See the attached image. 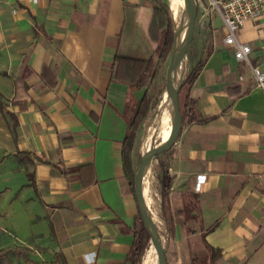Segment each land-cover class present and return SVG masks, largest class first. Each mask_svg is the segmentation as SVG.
I'll return each mask as SVG.
<instances>
[{
  "label": "crops",
  "instance_id": "obj_1",
  "mask_svg": "<svg viewBox=\"0 0 264 264\" xmlns=\"http://www.w3.org/2000/svg\"><path fill=\"white\" fill-rule=\"evenodd\" d=\"M163 14L152 0L0 4V98L19 122L14 141L0 109V130L11 141L9 149L0 144V179L22 178L1 185L0 192L17 195L16 204H33L31 238L66 264H130L139 208L124 175L122 150L147 90L113 80L111 70L116 56L158 62ZM205 22L200 53L189 68L211 36L213 52L190 89L202 121L184 123L158 163V171L163 162L172 177L168 263L208 262L206 233V241L223 250L216 264H264V92L250 65L225 44L221 16L212 9ZM237 37L251 47V65L264 73V19L246 22ZM26 64L29 98L13 102ZM232 89L242 96L232 97ZM90 164L94 174L88 169L82 176L85 183L93 175L96 181L84 188L80 167ZM28 172L34 173V186ZM204 176L198 192L196 182Z\"/></svg>",
  "mask_w": 264,
  "mask_h": 264
},
{
  "label": "trees",
  "instance_id": "obj_2",
  "mask_svg": "<svg viewBox=\"0 0 264 264\" xmlns=\"http://www.w3.org/2000/svg\"><path fill=\"white\" fill-rule=\"evenodd\" d=\"M155 4H157L160 9H162L164 13V39L162 46L160 47V51L158 53V62H155L154 58H149L148 60H138L133 57L126 56H116L113 61V67L111 70V78L115 81L128 84L137 89L145 88L146 94L139 101L138 105L135 108L133 116L128 125V132L124 139L123 143V171L124 175L127 179L128 185L130 187L131 192L134 194L136 198V188H135V178L136 171L133 166V150L134 145L137 139L138 133L141 131L144 123L146 122L150 112L153 109L154 98L149 95V88L153 85L156 79L159 76V67L161 63H165L171 57L174 40H175V28L173 24V20L171 18L170 7L164 0H152ZM213 52V46L211 41V36L206 39L202 55L197 62V64L191 69L187 70L185 80L180 87L179 91V100H180V111L182 115V127L184 123H191L195 121H202L198 115L197 111V101L191 98L190 89L193 86L194 82L198 78L200 72L205 66L207 59ZM27 69V64L24 66V70L16 79V93L13 98V102H17L20 99H28L29 95L26 91V87L24 85V75L23 72ZM162 73V72H161ZM243 93L235 92L233 89L230 90V95L232 97H240ZM158 105V104H157ZM0 109L7 121V124L10 128L14 141L18 139V128L19 122L17 116L6 109V105L0 98ZM20 109H26L25 104H20ZM181 127V129H182ZM20 155H28L27 152H18ZM90 169L92 174H94L93 165H86L80 167V180L82 181V185L84 188L89 187L93 183H95L96 178L93 175L90 183H85V176L83 175V170ZM27 176L29 178V182L34 186L35 176L34 173L28 172ZM157 179L160 185V210H161V218L164 220L165 225L168 230L169 238L170 234L173 230V217L170 211V201L169 195L171 192L172 185V177L170 175L168 166L163 162H160V172L157 175ZM137 199V198H136ZM134 231H135V245L129 256L130 264H142L143 259L146 255L147 250L152 245V238L150 233L147 231L143 219L141 217L140 211L138 216L135 219L134 223ZM205 245L209 254V261L206 260H194V264H216V262L222 258L223 250L221 248L214 247L210 245L206 241V233H204ZM14 249L19 253L20 256L25 257V261L27 263L32 264H59L57 260L53 262H37L31 260L29 257V252H31L30 248H22L20 246L8 248ZM7 251L4 249L0 250V257L6 256ZM58 257V254H56Z\"/></svg>",
  "mask_w": 264,
  "mask_h": 264
},
{
  "label": "rangeland",
  "instance_id": "obj_3",
  "mask_svg": "<svg viewBox=\"0 0 264 264\" xmlns=\"http://www.w3.org/2000/svg\"><path fill=\"white\" fill-rule=\"evenodd\" d=\"M164 1L170 7L171 18L173 20L174 28L176 29L175 27L176 19L173 17V13L171 11V1L174 2V0H164ZM175 1L178 4V6L181 7L180 8L181 17H179V21L181 22V18L183 15V9H184V5H183L184 3L182 0H175ZM196 1H197L196 34H195L194 41L189 47L188 52H187L188 64H189L187 67V70H189L190 66L193 63H195V60L197 59V56L200 53V49L202 45V41H201L202 32H203L202 29L203 27H205V24H206L205 21L209 17L210 11L213 9L211 2H206L205 0H196ZM177 37H179L178 33H177ZM169 59L165 63L160 64L159 76L156 79V81L153 83V85L149 88V91H148L149 95L154 98V103H153V109L150 112V115L148 116L139 134V136L141 135V139L139 140V143L137 144V146H139L140 149L142 148L141 142H142L143 136L148 135V133H150V130L153 129V124L157 117V113H158V111L156 110L158 106L157 104H159L161 100V96L165 90V78H166V72L168 68ZM171 75H172V72H171ZM167 122L168 121L162 124L163 127L159 126V128L156 131V134H155L156 137L154 136L156 140V145L161 142V138L165 134H167L168 131H170L171 129L167 126ZM0 144L2 145V148H5V149H9L11 147V141H9V137L7 133L2 132L1 130H0ZM154 146L155 145H152L151 147L147 148L145 151H141L138 159L136 160V170L135 171L138 170L141 164L142 154L145 152H148ZM162 157L163 156L161 154L153 160L151 172L148 174L146 178V180H149L150 184L147 183L146 180L144 179V188H145L144 193H145V197L147 199L148 205H149V211L151 213V216L154 215L155 220L153 219L152 220L154 221V223L157 224L159 228V231L161 233L160 236L164 240V246L167 250V255H168V250L170 246H169V242L166 236L164 224L161 218V211L159 208L158 197H157L156 186H155L157 175L159 173L158 163L159 161H163ZM6 159L10 162V164L13 162L12 156H7ZM9 162H6L4 165L8 166ZM4 165H2L1 167H3ZM10 167L11 169H13V165ZM20 180H22V178L20 177L13 178V179H11V177L0 179V186L4 185L5 183L11 184V185L17 184L19 183ZM6 190L7 189H4L2 190V192H0V250L1 249L6 250L7 254L6 256L0 257V264H32V263H27L25 261V257L20 256L19 253L15 251L14 249H8V248L16 247V246H20L22 248H30L31 252H29V257L31 260H34V261L51 262L57 259L58 262L61 264L68 263L67 260H65L63 257L56 258L55 255L52 254L51 251H47V252L42 251L41 248L36 245L35 239L31 238V235H30V233L35 230L34 225L30 223V219L36 215L37 209L33 206L32 203L30 204L14 203L13 200L17 197V195H13L11 191L4 195ZM38 229L44 230V229H41V226H38L37 230ZM44 242L45 241H43V243ZM64 244H66L67 246L66 242H64ZM146 255H147V252H146ZM146 255L143 259L142 264H144ZM152 264H157V260L153 261Z\"/></svg>",
  "mask_w": 264,
  "mask_h": 264
},
{
  "label": "water",
  "instance_id": "obj_4",
  "mask_svg": "<svg viewBox=\"0 0 264 264\" xmlns=\"http://www.w3.org/2000/svg\"><path fill=\"white\" fill-rule=\"evenodd\" d=\"M186 3V8L183 14L182 23L186 22L187 19V37L185 42L180 46L179 49L175 48L177 33L175 29V40L173 45V50L171 57L169 59L168 68L165 78V89H167L173 96L170 101V121H171V131L167 140L161 144L155 145L148 152L142 154L141 164L136 171L135 178V188H136V198L138 208L145 224L147 231L150 233L152 238V245H155L157 253L159 255V264H169L167 258V250L162 242L160 231L156 223L152 220L151 213L149 211V206L147 199L145 197L144 179L145 171L148 164L152 163L153 160L159 155L169 151L177 140L181 127H182V115L180 111V100L179 91L184 80L178 85L175 92L172 82H171V72L174 70L180 57L188 52L189 47L194 41L197 26V1L196 0H184ZM187 73V71H186ZM186 77V75H185Z\"/></svg>",
  "mask_w": 264,
  "mask_h": 264
},
{
  "label": "built area",
  "instance_id": "obj_5",
  "mask_svg": "<svg viewBox=\"0 0 264 264\" xmlns=\"http://www.w3.org/2000/svg\"><path fill=\"white\" fill-rule=\"evenodd\" d=\"M6 0H0V4ZM33 2L36 0H27ZM213 9L221 16L226 30L224 42L235 48V57L239 61L248 63L259 88L264 92V73L259 67L250 62L251 47L242 44L237 37L238 29L250 20L264 19V0H212ZM243 79V78H242ZM206 177L196 182V191L200 192Z\"/></svg>",
  "mask_w": 264,
  "mask_h": 264
},
{
  "label": "bare ground",
  "instance_id": "obj_6",
  "mask_svg": "<svg viewBox=\"0 0 264 264\" xmlns=\"http://www.w3.org/2000/svg\"><path fill=\"white\" fill-rule=\"evenodd\" d=\"M183 1V5H184V9H183V14H184V10L186 8V3L184 0ZM180 3V2H179ZM182 3V2H181ZM180 8L178 6V4L176 3V1L174 0L171 1V11L173 13V17L176 19V23H175V27H176V33H178L179 37H177L176 40V44H175V48L179 49L180 46L185 42L186 37H187V19L186 22H184V24L182 23L183 18H181V22L179 21V17H181V12H180ZM183 17V15H182ZM188 56L187 53L182 55L179 59V61L177 62L174 70L172 71V75H171V82L173 85V88L176 92L178 85L182 82V80H184L185 75H186V71H187V67H188ZM173 99L172 94L165 89L162 96H161V100L157 106V117L154 121L153 124V129L150 130V133H148V135L143 136L142 138V148L141 151H145L147 148L151 147L152 145H156V131L159 128V126H162V124L166 121L167 122V126L169 128H171V121H170V101ZM156 111V112H157ZM163 127V126H162ZM166 127V126H165ZM152 128V127H151ZM168 128V129H169ZM162 129V128H161ZM165 131V130H164ZM171 131V129H170ZM170 131H168L167 134H165L162 138H161V143L165 142L170 134ZM161 133V132H160ZM162 134V133H161ZM155 136V137H154ZM158 138V137H157ZM151 167H152V163L148 164L146 171H145V180L148 176V174L151 172ZM147 183L150 184L149 180H146ZM152 185V184H151ZM149 206V205H148ZM152 219H154V215L152 216ZM162 242L164 244V240L161 237ZM157 260V264H159V255L157 253L156 247L155 245H151L147 251V255L144 261V264H152L153 261Z\"/></svg>",
  "mask_w": 264,
  "mask_h": 264
}]
</instances>
